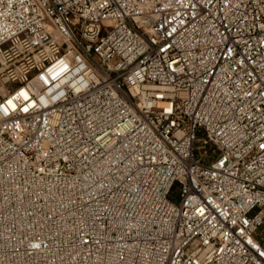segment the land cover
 <instances>
[{"label": "built area", "instance_id": "1", "mask_svg": "<svg viewBox=\"0 0 264 264\" xmlns=\"http://www.w3.org/2000/svg\"><path fill=\"white\" fill-rule=\"evenodd\" d=\"M0 264H264V0H0Z\"/></svg>", "mask_w": 264, "mask_h": 264}]
</instances>
